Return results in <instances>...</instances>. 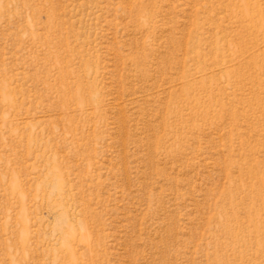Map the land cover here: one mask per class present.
<instances>
[{"label": "rangeland", "instance_id": "rangeland-1", "mask_svg": "<svg viewBox=\"0 0 264 264\" xmlns=\"http://www.w3.org/2000/svg\"><path fill=\"white\" fill-rule=\"evenodd\" d=\"M0 264H264V0H0Z\"/></svg>", "mask_w": 264, "mask_h": 264}, {"label": "bare ground", "instance_id": "bare-ground-1", "mask_svg": "<svg viewBox=\"0 0 264 264\" xmlns=\"http://www.w3.org/2000/svg\"><path fill=\"white\" fill-rule=\"evenodd\" d=\"M246 1V0H245ZM244 2V1H243ZM243 4V3H242ZM245 4L247 5V3L245 2ZM245 5V6H246ZM243 7V6H242ZM246 8H248V6H246ZM247 10V9H246ZM248 10H249V8H248ZM246 13H249L248 11L246 12Z\"/></svg>", "mask_w": 264, "mask_h": 264}]
</instances>
